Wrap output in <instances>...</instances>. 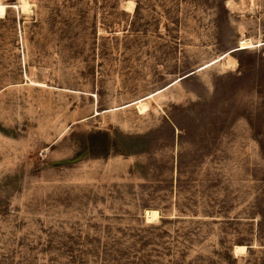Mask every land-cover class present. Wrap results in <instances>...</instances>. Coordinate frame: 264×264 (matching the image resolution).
I'll list each match as a JSON object with an SVG mask.
<instances>
[{
  "label": "rangeland",
  "instance_id": "374dc122",
  "mask_svg": "<svg viewBox=\"0 0 264 264\" xmlns=\"http://www.w3.org/2000/svg\"><path fill=\"white\" fill-rule=\"evenodd\" d=\"M25 1L0 0V264H264V0Z\"/></svg>",
  "mask_w": 264,
  "mask_h": 264
},
{
  "label": "bare ground",
  "instance_id": "6f19581e",
  "mask_svg": "<svg viewBox=\"0 0 264 264\" xmlns=\"http://www.w3.org/2000/svg\"><path fill=\"white\" fill-rule=\"evenodd\" d=\"M26 6H27V2L25 0H21V9L25 10ZM134 6H135L134 1L129 0L127 2V7L130 10H133ZM4 10H5V5L0 3V13H3ZM252 44L253 43L249 39H246V38L243 40H240V42H239L240 48H248V47H251ZM149 98H153L152 93L148 94L146 97L141 98L140 100H137L136 102H134L136 109L139 113H143L147 110V108H148V101L147 100ZM144 215H145V219L147 221H153L159 217V211L155 208H146V209H144ZM245 249H246V246L244 244H235L233 250H234V253H242L245 251Z\"/></svg>",
  "mask_w": 264,
  "mask_h": 264
}]
</instances>
